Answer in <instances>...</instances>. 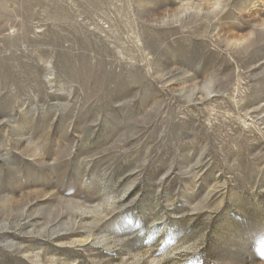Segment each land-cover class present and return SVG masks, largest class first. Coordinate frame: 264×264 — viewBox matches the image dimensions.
Returning <instances> with one entry per match:
<instances>
[{
    "label": "rangeland",
    "instance_id": "374dc122",
    "mask_svg": "<svg viewBox=\"0 0 264 264\" xmlns=\"http://www.w3.org/2000/svg\"><path fill=\"white\" fill-rule=\"evenodd\" d=\"M0 264H264V0H0Z\"/></svg>",
    "mask_w": 264,
    "mask_h": 264
}]
</instances>
